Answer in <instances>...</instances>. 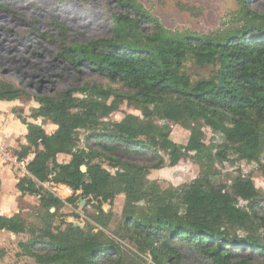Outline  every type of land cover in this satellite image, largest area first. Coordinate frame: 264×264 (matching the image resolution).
Here are the masks:
<instances>
[{
  "label": "trees",
  "instance_id": "1",
  "mask_svg": "<svg viewBox=\"0 0 264 264\" xmlns=\"http://www.w3.org/2000/svg\"><path fill=\"white\" fill-rule=\"evenodd\" d=\"M241 1L249 18L242 28L225 34L179 36L167 33L136 0H117L125 13L113 15L112 35L64 46L62 56L76 69L90 68L127 87L125 97L141 105L142 117L128 113L119 121L104 123L117 110L109 98L124 97L112 88L93 87L98 98L78 97L73 89L41 97L33 117L51 119L58 128L47 133L42 124L18 115L27 126L28 145L16 151L17 158L34 154L26 165L32 177L19 179V190L39 196L47 211L59 209L64 202L37 186L36 180L63 184L105 201L125 193V228L159 263L173 258L180 263L178 244L188 245L212 264H253L257 255L264 256V243L230 233L234 227L249 229L255 222L264 227V199L253 179L240 172L230 184L213 183L212 171L201 161L205 155L213 159L204 141V126L225 138L215 154L218 160L225 161L232 147L242 158L258 159V129L264 124V14L250 11L249 0ZM189 55L201 66L218 63L217 73L193 81L183 70ZM22 92L0 79V100L15 101ZM156 117L190 131L187 143H175L170 127L156 123ZM79 129L90 130L87 148L78 146ZM159 149L170 152L171 165L195 152L200 175L180 190H163L149 182V170L165 164ZM59 154L70 155V161L59 162ZM97 155L108 157L120 169L111 173L95 162ZM121 155L146 163L125 161ZM153 158L157 162L151 163ZM260 165L264 172V163ZM174 196L184 202V213L175 208ZM77 198L73 195L66 201L75 203ZM240 199L249 202V209L238 206ZM141 200L151 203L150 213L144 216L137 215L135 206ZM3 230L28 231L20 214L0 215ZM32 235L23 246L43 264H122L119 256H112L119 247L107 242L101 231L69 225L55 232L46 226Z\"/></svg>",
  "mask_w": 264,
  "mask_h": 264
},
{
  "label": "rangeland",
  "instance_id": "2",
  "mask_svg": "<svg viewBox=\"0 0 264 264\" xmlns=\"http://www.w3.org/2000/svg\"><path fill=\"white\" fill-rule=\"evenodd\" d=\"M142 8L157 18L170 35H211L236 31L249 23L242 12L241 0H136ZM248 9L258 14H264V0H249ZM117 0H0V79L6 81L23 92L17 100L12 101L9 108H1L11 115H20L30 122L43 125L47 133H53L58 126L51 119L40 117L35 119L37 109L41 107L39 99L45 96H56L64 90L73 89L78 97H96L93 87L112 88L124 97L111 96L108 102L115 101L117 110L103 119L104 123L121 120L131 113L142 117V107L139 103L131 102L125 97L129 89L121 83H114L96 71L82 67L76 69L62 56L64 46L73 43H88L102 37L112 35L113 15L124 14ZM150 28V27H149ZM218 63L198 65L189 55L184 61V72L193 80L209 79L218 70ZM156 123L168 125L171 130L170 138L177 144L185 145L190 131L170 121L155 118ZM204 141L209 146L213 159L208 156L201 159L204 166L212 171L213 183H231L234 176L243 173L251 177L264 199V124L258 131L261 144L258 159L242 158L235 148L228 150L225 161L218 160L215 154L225 144L222 133L204 126ZM88 129H79V144L82 149L87 148ZM20 150V149H19ZM18 151V150H17ZM165 164L157 169H150L147 180L157 183L163 190H180L200 175V160L195 152L185 155L176 165L170 164V152L159 149ZM17 158L16 151L11 156ZM7 157L8 162L15 159ZM28 160H19V171L26 166ZM125 161L146 163L141 159L120 156ZM71 159L70 155L59 154L57 160L65 163ZM95 162L101 164L111 173L120 169L108 157L97 155ZM157 162L153 158L151 163ZM52 166V164H50ZM210 167V168H209ZM28 172V171H27ZM24 170L23 175L27 176ZM18 179V180H19ZM37 186L60 197L64 204L50 211L43 208L40 197L29 195L17 200L18 213L27 223L25 233L0 231V264H43L26 252L23 244L33 236L32 231L41 227H51L55 232L65 229L69 225L84 231L103 232L104 239L119 247L112 256L120 257L122 264H212L201 254L186 244H178L181 251V261L164 259L159 263L144 245L134 239L126 230L125 207L126 194L118 193L111 200H103L93 196H84L82 191L74 192L63 184L53 182H39ZM78 196L75 203L67 202V198ZM175 208L184 213L186 206L177 196L172 197ZM137 215L149 214L151 203L141 200L135 204ZM238 206L249 209V202L240 199ZM103 210L104 213H101ZM232 235L250 236L264 243V227L255 222L249 229L234 227L230 229ZM60 264V263H52ZM253 264H264V256L257 255Z\"/></svg>",
  "mask_w": 264,
  "mask_h": 264
},
{
  "label": "crops",
  "instance_id": "3",
  "mask_svg": "<svg viewBox=\"0 0 264 264\" xmlns=\"http://www.w3.org/2000/svg\"><path fill=\"white\" fill-rule=\"evenodd\" d=\"M10 104L12 103L0 100V215L9 217L18 213L17 200L22 196H28L17 187L19 179L17 176H22L24 170L26 172L28 170L24 166L19 171L18 158L11 156L12 152L19 150L22 145H28L26 137L28 129L18 115H11L1 110V108H9ZM9 156L12 160L15 159V162H8L6 158ZM27 176L32 177L29 172Z\"/></svg>",
  "mask_w": 264,
  "mask_h": 264
},
{
  "label": "water",
  "instance_id": "4",
  "mask_svg": "<svg viewBox=\"0 0 264 264\" xmlns=\"http://www.w3.org/2000/svg\"><path fill=\"white\" fill-rule=\"evenodd\" d=\"M82 170H83V171H85V170H86V168L83 166V167H82Z\"/></svg>",
  "mask_w": 264,
  "mask_h": 264
}]
</instances>
